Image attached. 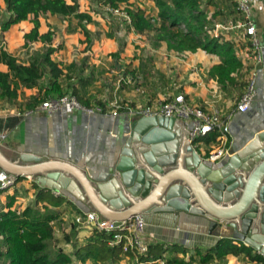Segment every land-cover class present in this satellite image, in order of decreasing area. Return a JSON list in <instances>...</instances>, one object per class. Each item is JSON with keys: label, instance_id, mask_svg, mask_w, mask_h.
Returning <instances> with one entry per match:
<instances>
[{"label": "crops", "instance_id": "0c3cea01", "mask_svg": "<svg viewBox=\"0 0 264 264\" xmlns=\"http://www.w3.org/2000/svg\"><path fill=\"white\" fill-rule=\"evenodd\" d=\"M103 1L77 0L78 12L87 14L89 19L50 12L38 14V33L47 35L48 40L37 38L25 45L24 34L34 26L33 14L6 31L0 30V50H5L22 64L41 58L40 53L52 47L50 58L61 69L57 82L62 91L73 94L88 108L102 109L101 112L87 113L81 109L62 108L48 112L41 108V103L47 98L57 97L54 93L47 96L44 93L51 78L47 65L37 84L32 87L19 85L14 98H0V152L10 161L18 160L20 151L40 158L39 161H18L24 166H50L43 173L12 174L17 178L16 183L1 190L0 210H19L31 205L35 202L37 190L48 187L54 196L63 199L59 206L53 207L60 212L54 224L55 236L58 245L72 254L71 264H113L95 263L91 259L81 262L73 250L75 246L85 244L95 230L86 221H78L77 216L95 211L100 217L107 218L96 210L95 201L86 194L85 185L95 186V178L103 174L105 163L120 149L119 138L125 125L140 117L130 113L127 105L156 108L167 96L181 92L191 106L204 110L217 107L224 114L232 113L225 144L214 139L213 133L193 143L194 149L204 158L219 145L232 152L234 146L243 145L248 131L264 125V0L257 2L252 9L262 61L258 65L255 97L246 112H237L235 108L246 84L251 60L241 52L246 44L241 42L237 48L232 39L239 36L236 29L221 35L218 40L233 45L234 55L241 66L231 72V80L220 83L209 73L210 68L220 62L218 55L203 49L195 52L167 49L166 42L157 40L153 30L136 32L129 25L117 24L103 10ZM65 2L73 3L72 0ZM121 3L143 9L147 18L157 16L158 9L153 0H123ZM199 7L205 13L213 12L215 21L222 24L238 18L235 5L230 0H199ZM5 14L4 0H0V19ZM0 71L7 72V65L0 62ZM116 101L121 105H114ZM173 127L183 135L190 129L191 120L176 118ZM60 167L65 169L60 170ZM72 170L85 181L70 174ZM56 173L71 178L69 186L79 188L84 196L83 200L76 198L79 204L47 185L51 183L47 176ZM139 214L144 218L143 243L147 247L157 244L165 248L162 257L149 261L150 264H158V260L167 262L174 257L196 259V250L205 252L221 237H228L237 245L242 244L232 239L228 230L215 229L211 235L204 233L206 224L191 214L176 217ZM65 234L70 235L69 240L64 238ZM69 246L71 249L67 251ZM250 250L251 255H255V251ZM129 261L136 262L134 256L122 254L121 260L114 264H129ZM209 264L263 263L240 252Z\"/></svg>", "mask_w": 264, "mask_h": 264}, {"label": "water", "instance_id": "95a60500", "mask_svg": "<svg viewBox=\"0 0 264 264\" xmlns=\"http://www.w3.org/2000/svg\"><path fill=\"white\" fill-rule=\"evenodd\" d=\"M176 118L141 116L129 121L119 138L120 149L105 163L95 186L85 185L86 194L115 224L136 213L197 216L206 224L204 233L228 230L264 264V125L248 131L242 146L210 162L195 151L188 131L182 135L173 127ZM31 160L40 158L20 151L18 160L10 161L0 152V171L27 175L50 167L18 164ZM61 174L47 176V185L76 203V198L83 200L79 188L69 186L71 178ZM70 174L85 181L75 170Z\"/></svg>", "mask_w": 264, "mask_h": 264}, {"label": "trees", "instance_id": "16d2710c", "mask_svg": "<svg viewBox=\"0 0 264 264\" xmlns=\"http://www.w3.org/2000/svg\"><path fill=\"white\" fill-rule=\"evenodd\" d=\"M67 4L65 0H4L5 16L0 19V30L6 31L15 23L27 19L33 14L34 26L24 34L25 45L28 41L40 38L47 39V35H39L37 19L38 14L50 12L59 15H75L79 19H89L85 13L78 12L77 0ZM123 0H104L111 6H118ZM158 9L156 23L144 14L141 8H128L131 19V27L136 32L154 31L157 40L166 42L167 49L178 52H195L203 49L209 53L218 55L220 62L209 70L211 76H215L220 83L231 80V72L241 66L240 60L234 55L233 45L230 42L218 41L207 33L208 20L204 9L199 7L198 0H153ZM182 25V27H181ZM52 47H47L40 53L39 59L22 64L8 54L0 50V62L8 67L7 72L0 71V98L11 99L16 96L19 85L32 87L43 76L46 65L49 67L51 78L49 87L45 89V95L52 93L56 96L64 92L57 80L61 69L50 55ZM19 178V177H18ZM0 192H2L0 190ZM62 198L54 196L50 189L39 188L35 195V202L26 205L22 209L0 210V264H70L72 254L67 253L58 245L54 223L60 217V212L53 207L62 203ZM112 233L94 230L85 244L75 246L74 256L81 262L87 259L95 263H118L121 260V248L110 245ZM64 238L69 240L70 235ZM184 252L185 249H182ZM165 248L160 245H149L144 254L139 255V262L150 264L149 261L162 257ZM245 252L251 260L262 261L257 255H251L250 248L243 243L237 245L228 237H221L205 252L196 250V259L171 258L169 263L177 264H209L214 260L224 259L228 254ZM129 255L132 258V254ZM196 261V262H195ZM133 264H137L134 262Z\"/></svg>", "mask_w": 264, "mask_h": 264}, {"label": "built area", "instance_id": "2783aa9c", "mask_svg": "<svg viewBox=\"0 0 264 264\" xmlns=\"http://www.w3.org/2000/svg\"><path fill=\"white\" fill-rule=\"evenodd\" d=\"M230 1L235 5L238 18L222 24L221 22L215 21L213 12H207L206 19L210 23L207 25V33L220 40L221 35L236 29L239 36H233L232 38L236 43V47H240L241 42L246 44V47L241 50V52L245 55V57H247V59L250 58L251 67L248 72L246 84L238 98L235 108L237 112H246L255 97L257 76L259 72L258 65L262 61L261 45L256 34V27L252 21V9L260 0ZM102 8L105 12L112 16L116 20V23L120 26H125V24L131 26V19L127 12V9L130 8L128 3H121L118 4V6H111L108 3H104ZM149 18L151 22L155 23L158 19L157 16H151ZM114 105L119 106L121 104L116 101L114 102ZM41 108L48 112L60 110L62 108H68L70 110L81 109L87 113L102 111L100 107L88 108L82 105L76 96L71 93H64L55 98H47L41 103ZM127 109L130 113L137 114L140 117L175 116L177 118L190 119L191 127L188 130V141L191 143L201 140V137L204 138L208 134L213 133L214 139H217L220 143L225 144L226 136L229 132L228 122L232 116V113L224 114L222 110L217 107H213L210 110H204L199 106H191L186 102L185 96L181 92L172 96H167L156 108H152L150 106H139L135 108L128 107ZM195 151L197 152V150ZM227 153V149L219 145L209 151L208 155L205 156V160L217 162ZM16 179L15 175L0 171V190H6L13 187L16 183ZM77 220L86 221L87 224H90L91 227L98 231L112 233L109 244L119 246L123 254L131 253L134 256L135 261L141 264L138 259L139 255L144 254L147 251V246L141 239L144 228V218L142 214H133L127 219L122 220L119 224H115L112 220L107 218L100 217L95 211L79 215L77 216ZM158 264L177 263H169L163 260H158Z\"/></svg>", "mask_w": 264, "mask_h": 264}, {"label": "rangeland", "instance_id": "374dc122", "mask_svg": "<svg viewBox=\"0 0 264 264\" xmlns=\"http://www.w3.org/2000/svg\"><path fill=\"white\" fill-rule=\"evenodd\" d=\"M181 27H182V25H181ZM174 54H175V55H180V53H174ZM126 107H127V108H128V107H129V108H134V106L132 107V106H130V105H127ZM33 204H34V203H33ZM58 241H59V240H58ZM62 245H64V244H62ZM70 249H71V246H69V247L67 248V251L70 250ZM71 263H73V262H71ZM71 263H70V264H71ZM129 264H133L132 261H129ZM195 264H197V263H195Z\"/></svg>", "mask_w": 264, "mask_h": 264}, {"label": "bare ground", "instance_id": "6f19581e", "mask_svg": "<svg viewBox=\"0 0 264 264\" xmlns=\"http://www.w3.org/2000/svg\"><path fill=\"white\" fill-rule=\"evenodd\" d=\"M9 166H14V165L11 164V165H9ZM14 168H16V167H14Z\"/></svg>", "mask_w": 264, "mask_h": 264}]
</instances>
